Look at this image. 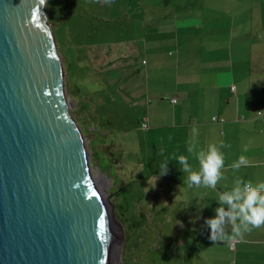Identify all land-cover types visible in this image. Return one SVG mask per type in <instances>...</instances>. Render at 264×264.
<instances>
[{
	"label": "crops",
	"instance_id": "crops-1",
	"mask_svg": "<svg viewBox=\"0 0 264 264\" xmlns=\"http://www.w3.org/2000/svg\"><path fill=\"white\" fill-rule=\"evenodd\" d=\"M95 5L98 28L105 27L111 38L104 54L92 53L94 63L117 64L118 70H106L124 75L123 88L130 93L125 98L137 109L148 108L138 118L141 130L151 135L170 129L171 141L174 132L181 142L179 156L197 171L201 149L225 145L223 178L215 188L189 187L183 172L190 221L188 211L179 215L191 224L196 264H264V225L233 241H213L205 223L216 215L219 194L237 179L264 181V0H99ZM165 105L172 113L161 111ZM216 116L225 122H214ZM241 155L247 164L233 169ZM177 167L182 171L178 161ZM232 227L227 224L226 232Z\"/></svg>",
	"mask_w": 264,
	"mask_h": 264
},
{
	"label": "water",
	"instance_id": "water-1",
	"mask_svg": "<svg viewBox=\"0 0 264 264\" xmlns=\"http://www.w3.org/2000/svg\"><path fill=\"white\" fill-rule=\"evenodd\" d=\"M45 6L0 0V264H110Z\"/></svg>",
	"mask_w": 264,
	"mask_h": 264
},
{
	"label": "rangeland",
	"instance_id": "rangeland-1",
	"mask_svg": "<svg viewBox=\"0 0 264 264\" xmlns=\"http://www.w3.org/2000/svg\"><path fill=\"white\" fill-rule=\"evenodd\" d=\"M98 2L47 0L45 11L55 34L71 117L89 154L90 175L103 183V202L112 218L108 224L116 248L108 260L110 264H196V250L189 244L191 224L182 223L179 215L182 209L188 211L185 218L190 221L192 204L190 190L184 200V175L174 159L181 142L174 132L171 141L168 128L151 135L141 130L138 118L141 109L148 108L137 109L131 105L133 99L125 98L130 93L123 88V74L94 63L92 53L98 49L104 54L102 47L111 38L105 27L98 28L102 23L97 18ZM107 69L119 67L108 64ZM171 109L165 105L161 111L168 115ZM164 160L171 161L168 173L160 177Z\"/></svg>",
	"mask_w": 264,
	"mask_h": 264
},
{
	"label": "clouds",
	"instance_id": "clouds-1",
	"mask_svg": "<svg viewBox=\"0 0 264 264\" xmlns=\"http://www.w3.org/2000/svg\"><path fill=\"white\" fill-rule=\"evenodd\" d=\"M46 3L47 0H40V5ZM33 19L38 20L39 17L34 15ZM197 131L193 127V136L197 134ZM222 147H225L223 142L219 147L216 144H210L206 150L201 149L196 154L200 165L198 171L192 169L186 156L180 155L174 158L182 166V171L188 173L189 187H216L218 181L223 178L222 169L225 167L224 154L220 150ZM188 151H193L192 145L189 146ZM169 161L171 160H164L160 163V177L168 173ZM246 164L247 158L241 155L231 167L239 170L242 165ZM218 202L219 207L214 210L216 215L205 220L211 230V240L215 241L219 238L221 241H233L242 238L244 233L252 231L253 228L264 225V181L253 184L250 180L237 179L231 190L219 194ZM227 224L233 226L231 234L225 230Z\"/></svg>",
	"mask_w": 264,
	"mask_h": 264
},
{
	"label": "bare ground",
	"instance_id": "bare-ground-1",
	"mask_svg": "<svg viewBox=\"0 0 264 264\" xmlns=\"http://www.w3.org/2000/svg\"><path fill=\"white\" fill-rule=\"evenodd\" d=\"M90 177H91V175H90ZM91 179H92V182L94 184V187H95L94 189H95L96 193L101 198V200H103L104 195H103V190H101L102 189L101 186L103 184L102 181H99V180L95 181L92 177H91ZM103 208H104L103 210L105 212V217H106L105 220L108 221V223H109V220L111 221L112 218H110L109 214L107 213V208H106L105 203H103ZM110 234H111L110 230H108V233L106 234V237H105L106 244H107V253H108V255L113 253V257H114V255H115L114 254V249L116 248V241H113L112 236Z\"/></svg>",
	"mask_w": 264,
	"mask_h": 264
},
{
	"label": "built area",
	"instance_id": "built-area-1",
	"mask_svg": "<svg viewBox=\"0 0 264 264\" xmlns=\"http://www.w3.org/2000/svg\"><path fill=\"white\" fill-rule=\"evenodd\" d=\"M175 101H176V100H173V102H175ZM259 115H262V113L259 112ZM212 120H213L214 122H217V121H221V123L225 122L224 119L218 118L217 116H216V117H213Z\"/></svg>",
	"mask_w": 264,
	"mask_h": 264
}]
</instances>
